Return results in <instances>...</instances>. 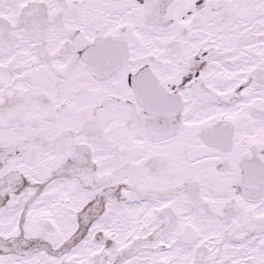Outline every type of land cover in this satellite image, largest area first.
I'll return each mask as SVG.
<instances>
[{
    "label": "snow or ice",
    "instance_id": "snow-or-ice-1",
    "mask_svg": "<svg viewBox=\"0 0 264 264\" xmlns=\"http://www.w3.org/2000/svg\"><path fill=\"white\" fill-rule=\"evenodd\" d=\"M0 264H264V0H0Z\"/></svg>",
    "mask_w": 264,
    "mask_h": 264
}]
</instances>
